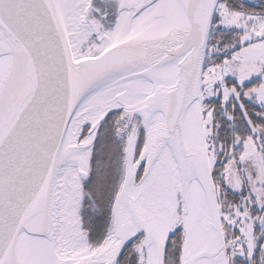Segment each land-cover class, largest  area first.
Masks as SVG:
<instances>
[{"label":"snow or ice","instance_id":"6c2138e0","mask_svg":"<svg viewBox=\"0 0 264 264\" xmlns=\"http://www.w3.org/2000/svg\"><path fill=\"white\" fill-rule=\"evenodd\" d=\"M0 264H264V0H0Z\"/></svg>","mask_w":264,"mask_h":264}]
</instances>
